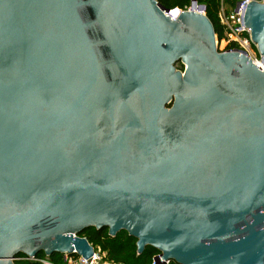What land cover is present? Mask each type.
<instances>
[{
  "label": "water",
  "instance_id": "obj_1",
  "mask_svg": "<svg viewBox=\"0 0 264 264\" xmlns=\"http://www.w3.org/2000/svg\"><path fill=\"white\" fill-rule=\"evenodd\" d=\"M204 10L0 0V264L86 260L89 228L176 264H264V72L218 51ZM243 23L264 59V0Z\"/></svg>",
  "mask_w": 264,
  "mask_h": 264
},
{
  "label": "trees",
  "instance_id": "obj_2",
  "mask_svg": "<svg viewBox=\"0 0 264 264\" xmlns=\"http://www.w3.org/2000/svg\"><path fill=\"white\" fill-rule=\"evenodd\" d=\"M165 9L186 10L191 6L193 0H156ZM198 5L205 8L206 17L211 22L216 39L220 42L223 37V27L220 24L218 14L221 8L229 13L233 11L239 0H196ZM261 1V0H257ZM182 69V68H181ZM80 237L86 238L93 246L100 248L107 255V260L113 264H151L152 257L158 253L151 247H146L141 254H137L136 239L130 237L126 232H118L114 237L108 235L107 229L97 230L89 228L84 230ZM25 257L19 255L16 258ZM37 257H44L39 254ZM48 261L54 264H62V255L53 254L48 256ZM14 264H38L27 260H17Z\"/></svg>",
  "mask_w": 264,
  "mask_h": 264
},
{
  "label": "built area",
  "instance_id": "obj_3",
  "mask_svg": "<svg viewBox=\"0 0 264 264\" xmlns=\"http://www.w3.org/2000/svg\"><path fill=\"white\" fill-rule=\"evenodd\" d=\"M257 0H239L233 11L227 13L221 8L218 17L221 26L223 27V37L219 44L223 43L220 52L226 51H241L264 72V59L258 54L256 44L253 43L249 30L244 26L243 17L246 7L249 3ZM190 10V9H188ZM187 11V10H183ZM217 42V44H218ZM91 245V244H90ZM92 246V245H91ZM93 247V246H92ZM46 257H23L17 260H27L38 264H54L48 261ZM160 253H156L151 260V264H176L171 260H162ZM62 264H113L107 260L105 252L100 248L93 247V254L88 259H83L81 256L73 253L72 255L62 254Z\"/></svg>",
  "mask_w": 264,
  "mask_h": 264
},
{
  "label": "rangeland",
  "instance_id": "obj_4",
  "mask_svg": "<svg viewBox=\"0 0 264 264\" xmlns=\"http://www.w3.org/2000/svg\"><path fill=\"white\" fill-rule=\"evenodd\" d=\"M188 9H190V7L189 8H187L186 10H188ZM217 42H218V40H217ZM223 47V43H221V44H219V42H218V44H217V48H218V51L220 52V49ZM182 68V69H181ZM185 66L181 63V62H178V63H176L175 64V69L177 70V71H181V72H183L184 70H185ZM171 105V104H170ZM169 105V106H170ZM168 106V107H169ZM44 257H46L45 255H44ZM16 259V258H15ZM15 259L13 260V262H15Z\"/></svg>",
  "mask_w": 264,
  "mask_h": 264
}]
</instances>
